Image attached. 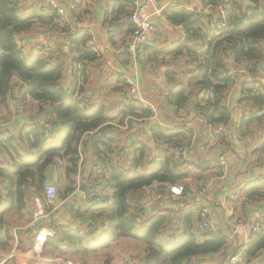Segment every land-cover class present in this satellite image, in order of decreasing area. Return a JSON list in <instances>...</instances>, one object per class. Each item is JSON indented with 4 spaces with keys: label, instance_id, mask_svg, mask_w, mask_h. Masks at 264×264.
Returning <instances> with one entry per match:
<instances>
[{
    "label": "trees",
    "instance_id": "obj_1",
    "mask_svg": "<svg viewBox=\"0 0 264 264\" xmlns=\"http://www.w3.org/2000/svg\"><path fill=\"white\" fill-rule=\"evenodd\" d=\"M21 1L0 0V250L8 251L15 240L12 228L16 224L9 217L31 216V199H42L45 183L55 177L59 198L65 203L52 213L54 235L45 245V254L50 258L98 254L119 240L132 239L144 246V252L132 255L128 264H190L193 258L214 255L227 259L231 252L218 231L202 232L201 236L207 238L203 244L192 234L175 243V236L165 237L163 233L171 222L164 217L144 220L139 202L148 190L167 197L171 186H180L189 177L177 149L187 147L195 134L190 129V119L200 121L203 133L206 128L231 129V113L243 110L245 114L232 128L246 143L242 149L233 144L234 149L245 153V157L239 154L237 159L244 164L254 158L252 169L264 167V0H177L179 9L170 5L164 11V19L180 27L185 40L168 50L142 49L144 65L156 68L160 63L167 68V106L175 117L170 118L172 129L152 128L158 154L149 164L151 168L139 173L134 170L144 164L143 146L136 150L133 167L121 169L114 158L119 151L113 148L110 124L131 127L138 119L150 118L151 111L132 96L127 111L109 116L104 107L82 97L88 79L87 63L97 57L95 48L89 45V33L77 31L70 39L74 71L67 90L61 84L62 66L44 55L25 58L18 43L19 35L38 24L49 31L72 33L79 21L92 13L89 3L101 0L76 2L69 22L51 5L22 12ZM109 1L105 24L123 23L127 33H132L129 17L134 0ZM195 1L198 4L192 5ZM226 61L245 72L235 83L225 71ZM23 89L21 111L38 122L21 124L11 131L4 127L12 123L5 107ZM233 91L240 94L236 108L229 104ZM257 134L262 138L258 146L254 145ZM214 136L224 144L231 140L225 133ZM87 146L93 158L89 165L82 158ZM81 166L88 176L81 175L78 183ZM206 170L200 169V179ZM82 183L98 189L100 203L83 204L75 195ZM187 191L183 186V193ZM242 199L245 209L254 202L264 204V180L248 181ZM62 216L70 218L67 225L60 223ZM96 223L104 234L89 239L97 231L93 226ZM263 250L262 226L260 233L250 238L245 264H253Z\"/></svg>",
    "mask_w": 264,
    "mask_h": 264
},
{
    "label": "crops",
    "instance_id": "obj_2",
    "mask_svg": "<svg viewBox=\"0 0 264 264\" xmlns=\"http://www.w3.org/2000/svg\"><path fill=\"white\" fill-rule=\"evenodd\" d=\"M49 1L22 0L21 11L44 9L49 6ZM71 1L78 2L79 0H61L64 5H69ZM175 1L177 0H160L155 4H147V13L153 23H155L156 29L148 36L144 45L145 48L151 47L158 50H168L173 45L185 40V35L180 27L171 26L164 18H159L155 14L158 10L164 13L170 5L179 9L181 6H177ZM89 4L92 6L91 8L89 7L92 13L88 17H84L82 20L83 24L78 25L77 29L74 28L76 30H73L72 33L64 34L49 31L38 24L29 32L19 35L18 43L21 44L20 42H22L23 55L27 59L41 55L37 47H40L41 50H49V56L47 57L51 59L52 63L60 65L63 68L61 84L67 90L72 83V72L74 71L73 54L69 46L70 39L74 32L88 31L91 36L90 40L92 41V44L90 45L89 43V45L95 48L97 57L87 63L86 73L88 74V79L82 97L92 105L104 107L109 116H114L128 110V102L132 96L128 93L126 81L132 79L139 84V92L135 95V98L144 107L149 109L151 114L153 109H158V111L155 116L151 115L150 118L138 119L137 123L131 127H121L116 122L110 124L112 127L111 135L114 139L113 148L115 151H119L118 156L117 151H114L115 161L118 162L121 169L126 171L133 167L137 154L136 150L141 145L144 148V144H151L150 140L153 137L151 135L152 128L162 126L172 129L169 122H171L170 118L175 117V115L169 105L167 106L168 100L166 95L170 86L164 76L167 68L161 66L160 63L156 65V68L153 65H144L146 64V58L144 56V49H142L143 46H140L136 52L130 50L131 33H127V27L123 23L105 24V14L108 12L110 6L109 0L91 1ZM197 4L198 1H195L194 4L192 3V5ZM227 62L231 64L230 61ZM231 66L233 65L231 64ZM242 74L245 75V72H239L238 76ZM24 93L25 89L18 96L9 99L7 102L5 112L11 116V122L15 118V99H18L19 105L22 108ZM234 94H239V92L233 91L231 93V99L236 102L229 104L233 105V103H236V106L233 107L236 108L238 107V99L236 100L232 97ZM244 114L245 112L240 109L231 113V116L235 117L231 129L224 127L213 131L211 128H206L204 133L199 130L201 127L200 121L190 119L189 126L195 134H193L190 143L186 147L190 164L185 166L184 169L188 170L192 168V171H189V177L183 180V182H186L183 186L188 191L184 192L182 197H175L167 193V197L157 199L155 198L156 193L148 190L146 198L144 197L145 200L139 202V205L141 204L140 206L144 209V220L145 218L164 217L171 222L166 230H163V233L165 237L170 235L175 236V243L182 242L186 235L190 234L196 236L199 244H203L207 240L206 237L201 236L197 231V212L200 202H205L210 206L217 231L225 237L226 245L229 247L228 251L231 252L228 255L229 257L242 248H244L243 250L246 253L248 245L245 242L247 240L250 241L253 235L258 234L253 233V227L257 225L260 229L262 226L264 227V204L262 202H254L247 209L243 208L242 192L248 181L264 180V167L260 166L252 169L255 162L254 158H251L248 164H243L237 159L240 152L236 148L242 149V147H239L233 140L234 132L236 136L238 134L232 128H234V124L236 126L239 118ZM25 115L33 117L27 112H25ZM34 120L38 122V119L34 118ZM218 133L229 135L231 138L229 143H221L217 136H214ZM233 144H235V149ZM258 145H260V142L256 144V146ZM156 148L152 152L151 150L146 151L144 149V164H140L139 167L135 168V172L139 173L142 170L151 168L149 164L154 161L158 154L159 147L157 146ZM82 152L85 165L92 163L91 147H85ZM220 161L226 162L228 166V177L225 181L219 177ZM204 168L208 170L205 171V176L200 179V169ZM242 172H245V174L243 175ZM82 175L84 178L88 176L86 173L84 174V171ZM214 176H216V179L210 182L208 189L199 193L201 184ZM230 177L232 178L231 180ZM49 180L55 184L57 183L55 182L57 181L55 177H51ZM237 190L241 191L240 195L233 200L229 199L231 193ZM64 203L63 200L58 198L53 215L58 209L63 207ZM30 204L33 213V198ZM53 215L41 219L43 221L42 225L33 234L28 233V230L33 229L35 224L40 220L32 224V214L25 217L11 215L9 221L16 224L12 228L15 240L8 251L0 250V264H54L50 261L53 258L47 256L45 251V260L34 258L30 251L34 234L42 228L52 227ZM238 219L245 222L246 228L240 229L234 234L233 229ZM69 222V217H60V223L67 225ZM98 225V223L93 225L97 231L89 235V239H97L104 234V229L99 228ZM129 242L141 245V247H138L137 254L144 252L142 244L132 239H122L109 249L99 252V254H104L103 257H106L104 264H114L117 262L118 264H128L129 258L132 256L129 254L131 252ZM123 244L129 245L125 248ZM122 246L123 248L120 253L114 255V251ZM229 257L225 260L220 255L196 257L191 260L190 264H228ZM115 259L118 261L114 262ZM260 261L264 264V250L259 252V257L253 264H259Z\"/></svg>",
    "mask_w": 264,
    "mask_h": 264
},
{
    "label": "built area",
    "instance_id": "obj_3",
    "mask_svg": "<svg viewBox=\"0 0 264 264\" xmlns=\"http://www.w3.org/2000/svg\"><path fill=\"white\" fill-rule=\"evenodd\" d=\"M160 0H135L134 1V8L130 14L129 17V21L131 22L132 26L134 27L133 32L131 33V42H130V50L132 52H136L138 51L140 46L145 45L147 38L149 35H151L155 29H156V25L155 23H153V21L150 19L148 13H147V4H155ZM49 5H51L55 10H57L61 15H64V17H66V13L58 6L54 3L53 0L49 1ZM75 5H76V1H71L69 3L68 9L74 10L75 9ZM156 16L159 18H164L163 16V12L158 10L156 11ZM67 21L69 22V20L67 19ZM83 24V21L80 20L79 21V25ZM83 32H87L88 31H83ZM90 45L92 44V41L90 40ZM142 48V47H141ZM37 50L43 54V50L40 47H37ZM46 51V50H45ZM225 71L228 75V77L233 81V83H235L237 81V77H238V73L239 70L237 68H235L234 66H231V64L229 62H225ZM126 84L128 85V93L131 96H135L138 92H139V84L137 82H134V80L132 79H128L126 81ZM158 109H153L152 110V115L155 116L157 113ZM236 141H242L243 139L241 137H239L238 135L236 136ZM151 144L146 143L144 144V149H146V151L151 150L154 151L155 149H157V143L156 140L154 139V137L151 138L150 140ZM178 151V155L181 157L182 159V163L185 166H188L190 164V158L188 156V153L186 151V146L185 145H181V147H179L177 149ZM118 155V153H117ZM82 171L83 167L81 166L79 168V173L76 177L77 182L79 183L80 180V176L82 175ZM228 176V166L226 164V162L224 161H220L219 162V177L220 179H222L223 181H225L227 179ZM216 176L212 177L210 180H207L206 182H203L201 184L199 193L203 192L204 190L208 189V187L210 186V182L212 180H215ZM80 184L77 187L76 192L79 189ZM240 190H237L233 193H231V195L229 196V199L233 200L235 199L238 195H240ZM169 193L172 196L175 197H182L183 196V187L182 186H171L169 189ZM58 198H59V194L57 192L56 189V184L53 183L51 180L47 181L45 183L44 186V192H43V198L39 199V198H34V211L32 213V220L31 223L34 224L35 222H37L38 220L41 219H45L49 216H51V214L55 211V207L56 204L58 202ZM146 198V197H145ZM142 199V201L145 200ZM155 198L160 199L161 195L159 194H155ZM82 202L85 205H93V204H98L101 202V198L98 194V190L96 188H89L87 189L86 193H84L82 195ZM47 208H49L50 211L47 210ZM197 231L198 233L201 235L202 232H206V233H215L217 232V228L214 224L213 221V217H212V213H211V209L210 206L203 202H200V205L198 206V212H197ZM246 225L245 222L243 220L238 219L235 222V227L233 229V233L236 234L238 230L240 229H245ZM253 233H260L261 229L260 227L257 225L255 227H253ZM54 235V229L53 227H45L42 228L39 232L34 234V238H33V244L31 246V253L32 256L34 258L40 259V260H45L44 259V251H45V245L48 242L49 238L52 237ZM249 240H247L245 242V244L248 245ZM246 246V245H245ZM244 246V247H245ZM244 248H242L241 250H239L238 252H236L234 255L229 257V261L228 264H245L246 260H245V250H243ZM51 262H53L54 264H75L74 262L68 260V259H62V258H55V259H51Z\"/></svg>",
    "mask_w": 264,
    "mask_h": 264
},
{
    "label": "water",
    "instance_id": "obj_4",
    "mask_svg": "<svg viewBox=\"0 0 264 264\" xmlns=\"http://www.w3.org/2000/svg\"><path fill=\"white\" fill-rule=\"evenodd\" d=\"M54 1V3L56 4V5H58L65 13H66V16H67V19L68 20H73V15L71 14V12H70V10L68 9V7L67 6H65L62 2H61V0H53ZM75 27V26H74ZM234 99H239V94H234L233 96H232ZM234 106H236V103H233V105H231V108H233ZM14 109H15V113H14V120L12 121V123L11 124H9V125H6V126H4L5 128H9L11 131H14V130H16V128L19 126V125H21V124H26V123H29V122H32L33 120H34V118L33 117H29V116H27V115H25V114H23L22 113V111H21V107H20V105H19V102H18V99H15V105H14ZM232 119H234L235 120V117H232ZM236 134H235V132H234V137H233V140L235 141V143L237 144V145H240L239 143H237L236 142ZM87 189H88V186L86 185V184H84V183H82L80 186H79V189H78V191L76 192V196L78 197V198H82V195L84 194V193H86V191H87ZM42 220H40L39 222H37L36 224H35V226H34V228L33 229H30V230H28V233H30V234H33L39 227H40V225H42ZM262 264L263 262L262 261H260L259 262V264Z\"/></svg>",
    "mask_w": 264,
    "mask_h": 264
},
{
    "label": "rangeland",
    "instance_id": "obj_5",
    "mask_svg": "<svg viewBox=\"0 0 264 264\" xmlns=\"http://www.w3.org/2000/svg\"><path fill=\"white\" fill-rule=\"evenodd\" d=\"M21 44H19L20 45V47H21V45H22V42H20ZM46 50V51H45ZM45 50H43V54H41V55H44V56H49L48 54H49V50H47V49H45ZM238 78L240 79V76H238ZM17 95H19V94H17ZM232 102H236L235 100H233V99H231V101L229 102V103H232ZM181 117H184V115L183 116H181ZM185 119V118H184ZM186 120H188V119H186ZM261 139L262 138H259L258 137V134L255 136V140H254V145H256L258 142H260L261 141ZM245 141V139H243L242 141H237V143H239L240 145H239V147L241 146H243V145H245L246 143L244 142ZM241 154V153H240ZM241 156L242 157H245V153L243 152L242 154H241ZM249 158H245V160H248ZM248 162V161H247ZM246 162V163H247ZM186 171H192V168L191 169H188V170H186ZM83 172V171H82ZM231 175V174H230ZM228 177V176H227ZM233 177V176H232ZM232 178L230 177V180H231ZM229 180V181H230ZM80 181V180H79ZM186 184V182H182L181 184H180V186H182L183 187V185H185ZM56 189H57V186H56ZM57 192H58V190H57ZM59 194V193H58ZM117 243V242H116ZM116 243H114V244H112V245H115ZM124 243H126V242H124ZM130 243V247H131V252H129V254L130 255H135V254H137L136 252L139 250V246L141 247V245H137V244H134L133 242L131 243V242H129ZM122 244V243H121ZM124 246H125V248L126 247H128V245L129 244H123ZM122 248H123V246L121 247V248H119V249H117L116 251H114V255H117L118 253H120V251L122 250ZM141 254V253H140ZM104 256V254H93V253H90V254H87V255H80V256H78V257H76V258H67L68 260H70V261H72V262H74L75 264H104L105 263V261H106V257H103ZM118 260H114V262H117ZM114 264H118V262L117 263H114Z\"/></svg>",
    "mask_w": 264,
    "mask_h": 264
}]
</instances>
